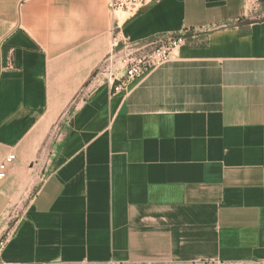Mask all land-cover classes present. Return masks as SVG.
Returning <instances> with one entry per match:
<instances>
[{
	"label": "crops",
	"instance_id": "0c3cea01",
	"mask_svg": "<svg viewBox=\"0 0 264 264\" xmlns=\"http://www.w3.org/2000/svg\"><path fill=\"white\" fill-rule=\"evenodd\" d=\"M256 0H0V261H264V21ZM121 21V20H120ZM193 30L111 93L131 53Z\"/></svg>",
	"mask_w": 264,
	"mask_h": 264
},
{
	"label": "built area",
	"instance_id": "2783aa9c",
	"mask_svg": "<svg viewBox=\"0 0 264 264\" xmlns=\"http://www.w3.org/2000/svg\"><path fill=\"white\" fill-rule=\"evenodd\" d=\"M158 0H106V8L109 14L115 19L114 25L118 26L127 20H131L139 16L150 6L156 4ZM121 20V21H120ZM161 42V41H160ZM157 47L154 51L147 55H142L143 52L135 50V47L125 45V49L131 52L125 59L123 66V74H111L109 77L111 93L124 91L128 88L129 84L142 78L154 67L162 64L169 59L171 52L186 43L181 34L169 37ZM154 42H151L152 44ZM133 52H141L138 57L132 58ZM14 161V155H7L0 163V181L5 178L7 167ZM6 238L0 240V253L4 248ZM0 264H7L0 261ZM264 264V261L259 262Z\"/></svg>",
	"mask_w": 264,
	"mask_h": 264
},
{
	"label": "rangeland",
	"instance_id": "374dc122",
	"mask_svg": "<svg viewBox=\"0 0 264 264\" xmlns=\"http://www.w3.org/2000/svg\"><path fill=\"white\" fill-rule=\"evenodd\" d=\"M261 1H262V3H260V0H256L257 7L254 8L255 10L252 12V15L250 16L251 21H262V20H264V0H261ZM164 41H161V42L165 43ZM161 42L160 41L154 42V43L146 46L142 55H147V54L151 53L152 51H154L157 47H159L160 44H162ZM139 54H141V52H138V53L133 52L131 57L136 58L139 56Z\"/></svg>",
	"mask_w": 264,
	"mask_h": 264
},
{
	"label": "trees",
	"instance_id": "16d2710c",
	"mask_svg": "<svg viewBox=\"0 0 264 264\" xmlns=\"http://www.w3.org/2000/svg\"><path fill=\"white\" fill-rule=\"evenodd\" d=\"M260 3H262V1L260 0ZM264 21V20H262ZM201 35H203L202 33H198L196 31H193V30H188V31H185L184 33L181 34V37H183L186 41V43L190 44L193 42V38H199Z\"/></svg>",
	"mask_w": 264,
	"mask_h": 264
}]
</instances>
